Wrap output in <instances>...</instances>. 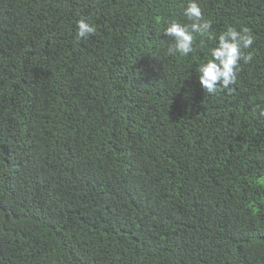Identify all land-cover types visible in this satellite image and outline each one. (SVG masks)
Instances as JSON below:
<instances>
[{
    "label": "trees",
    "instance_id": "16d2710c",
    "mask_svg": "<svg viewBox=\"0 0 264 264\" xmlns=\"http://www.w3.org/2000/svg\"><path fill=\"white\" fill-rule=\"evenodd\" d=\"M198 2L255 37L213 95L186 0H0V264H264V0Z\"/></svg>",
    "mask_w": 264,
    "mask_h": 264
},
{
    "label": "clouds",
    "instance_id": "9594fccd",
    "mask_svg": "<svg viewBox=\"0 0 264 264\" xmlns=\"http://www.w3.org/2000/svg\"><path fill=\"white\" fill-rule=\"evenodd\" d=\"M185 22L172 20L164 28L163 34L170 39L167 46V54L188 57L194 51V43L199 37V47H207L206 38L214 39L215 46L210 49V59L200 62L196 66L198 83L204 93L216 94L224 90H231L237 82V75L241 70V62L244 64L252 60V54L246 50L254 43V35L251 30L242 26L237 30L234 26H228L224 31L212 36L210 29L212 23L203 17L198 0H186L183 9ZM76 40H86L96 32L95 27L80 18L76 22ZM264 117V108L256 113Z\"/></svg>",
    "mask_w": 264,
    "mask_h": 264
}]
</instances>
